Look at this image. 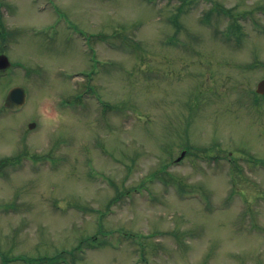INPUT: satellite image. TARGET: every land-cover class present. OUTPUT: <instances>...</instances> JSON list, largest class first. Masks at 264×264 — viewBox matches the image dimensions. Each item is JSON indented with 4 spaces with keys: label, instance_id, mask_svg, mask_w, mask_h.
Instances as JSON below:
<instances>
[{
    "label": "rangeland",
    "instance_id": "rangeland-1",
    "mask_svg": "<svg viewBox=\"0 0 264 264\" xmlns=\"http://www.w3.org/2000/svg\"><path fill=\"white\" fill-rule=\"evenodd\" d=\"M0 52V264H264V0H0Z\"/></svg>",
    "mask_w": 264,
    "mask_h": 264
},
{
    "label": "water",
    "instance_id": "water-1",
    "mask_svg": "<svg viewBox=\"0 0 264 264\" xmlns=\"http://www.w3.org/2000/svg\"><path fill=\"white\" fill-rule=\"evenodd\" d=\"M10 64V61L5 54H0V68H6ZM258 92L264 93V78L258 83ZM26 102V92L22 86L16 84L12 87L8 93L6 105L11 109L16 110L22 107ZM35 125L34 122L30 123V127Z\"/></svg>",
    "mask_w": 264,
    "mask_h": 264
},
{
    "label": "trees",
    "instance_id": "trees-1",
    "mask_svg": "<svg viewBox=\"0 0 264 264\" xmlns=\"http://www.w3.org/2000/svg\"><path fill=\"white\" fill-rule=\"evenodd\" d=\"M3 160V159H2ZM7 161L9 160L8 158L6 159ZM6 160L4 159V162H3V164H1L0 166H3V165H5V163H6ZM60 257V256H59ZM58 257V258H59Z\"/></svg>",
    "mask_w": 264,
    "mask_h": 264
}]
</instances>
